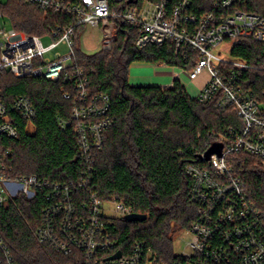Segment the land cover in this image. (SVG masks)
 I'll use <instances>...</instances> for the list:
<instances>
[{
	"label": "built area",
	"instance_id": "1",
	"mask_svg": "<svg viewBox=\"0 0 264 264\" xmlns=\"http://www.w3.org/2000/svg\"><path fill=\"white\" fill-rule=\"evenodd\" d=\"M71 19L57 24L47 35L53 44L44 47L42 38L0 24V208L17 201L44 202L34 235L38 243L70 258L69 264H264V220L262 211L250 200L242 178L235 175L228 157L244 153L255 157L264 167V88L262 99L253 88L251 71L264 74V64L254 66L232 55L236 41L249 39L263 45L264 0H215L209 11L198 15L195 0H145L113 11L109 0H16ZM0 18L4 15L0 12ZM116 19H122L137 31L135 46L175 45V55L184 62L194 61L184 69L190 82L205 79L198 87L200 104L215 103L226 112L235 111L239 126L212 135L197 152L198 162L187 164L191 180L189 199L196 206V218L187 231L192 240L182 253L174 250L175 259L166 260L143 241H136L128 251L113 237L109 225L134 213L118 196L102 201L87 193L93 180V152L100 150L106 133L112 128L110 98L99 95L90 99L88 78L77 67L75 39L78 29L103 31L101 50L108 51L117 36ZM231 44L235 61L228 62L214 54L221 45ZM59 45L69 54L57 53L54 59L45 54ZM163 67L167 65L162 64ZM18 79L42 78L71 83L77 92L71 127L78 139L81 158L88 165L75 180L50 182L36 175L15 177L9 166L12 152L8 140L19 135L18 123L33 126L36 110L27 96L7 103L2 95L4 74ZM262 87H264L262 85ZM66 99L71 95L65 94ZM222 145V156L206 154L213 145ZM106 203H113L117 218L107 217ZM117 253L119 258L112 259ZM0 264H16L12 252L0 234Z\"/></svg>",
	"mask_w": 264,
	"mask_h": 264
},
{
	"label": "trees",
	"instance_id": "2",
	"mask_svg": "<svg viewBox=\"0 0 264 264\" xmlns=\"http://www.w3.org/2000/svg\"><path fill=\"white\" fill-rule=\"evenodd\" d=\"M75 2L76 0H67ZM145 0H135L141 4ZM200 15L209 11L215 0H195ZM113 11L128 7L127 2L109 0ZM12 28L28 35L45 37L57 24L71 19L54 13L45 16L36 7L16 0L0 6ZM117 36L111 50L88 55L80 50L78 29L75 39L76 64L89 82V98L107 95L112 128L106 133L100 150L93 152V180L87 193H95L102 201L118 196L131 206L135 214L146 215L144 222L113 220L109 225L113 237L128 251L136 241H143L160 257L175 259L174 239L187 232L196 218L197 208L191 204V180L185 173L187 164L198 162L197 152L205 147L213 134L239 126L235 111H220L215 103L200 104L191 98L179 79L172 88L132 86L130 68L135 63L165 64L191 69L194 61L184 62L175 55V45L135 46L137 31L122 19H116ZM232 55L251 65L264 64L263 45L249 39L235 42ZM253 88L262 99L264 74L249 72ZM2 95L7 103L19 96L30 98L36 110L34 132L27 122L18 123L19 135L8 140L13 153L9 166L15 177L36 175L50 182L75 180L87 168L81 158L78 139L71 127L74 98L71 83L52 82L42 78L18 79L4 74ZM264 90V89H263ZM65 94L71 95L66 99ZM235 175L242 178L250 200L262 211L264 220V167L253 156L238 153L228 157ZM44 202L19 200L0 208V234L8 244L16 264H69L70 258L42 246L34 231Z\"/></svg>",
	"mask_w": 264,
	"mask_h": 264
},
{
	"label": "rangeland",
	"instance_id": "3",
	"mask_svg": "<svg viewBox=\"0 0 264 264\" xmlns=\"http://www.w3.org/2000/svg\"><path fill=\"white\" fill-rule=\"evenodd\" d=\"M7 3H9V0H0V6L6 5ZM3 21L7 23V27L11 28L9 19L6 16H4V18H0V24H2ZM102 40H103V31L101 29L92 28L88 26L84 27L82 30V34L80 36V50L88 55L98 53L102 47ZM41 41L45 48L49 47L54 43L51 37L49 36L43 37ZM231 48H232L231 44L221 45L218 49L214 50V54L217 57L222 58L228 62H233L235 61V58L232 57L230 53ZM57 53H60L62 55H67L69 54V50L66 46L59 45L53 50L47 52L45 54V58L52 60L54 59ZM154 65L156 64H151L152 73L155 70V74L159 78V85L162 86L168 85L170 82H172L173 78L179 77L180 81L184 85L188 95L191 98L196 97L198 92V87L202 84L203 80L205 79V76H203L197 82H190V80L188 79V75L185 73V70L183 68H180L178 66L163 67L162 64H159L161 65L160 67L162 68L156 70ZM28 131L29 133L34 132V128L32 125L29 126ZM105 208L109 210V213H107V217H109L110 219L117 218L116 215L113 213V209H114L113 203H106ZM191 240H192V235L189 232H180V233L178 232L175 235V239H174V244H173L174 250L177 253H182L183 251L186 250L187 244L190 243Z\"/></svg>",
	"mask_w": 264,
	"mask_h": 264
},
{
	"label": "crops",
	"instance_id": "4",
	"mask_svg": "<svg viewBox=\"0 0 264 264\" xmlns=\"http://www.w3.org/2000/svg\"><path fill=\"white\" fill-rule=\"evenodd\" d=\"M161 65H154L155 69H160ZM151 64H143V63H135L131 66L129 72V83L132 86H159L165 89H170L173 86L175 79H179V77L173 78L172 82L168 85L162 86L159 85V78L155 74V70L152 73ZM180 80V79H179Z\"/></svg>",
	"mask_w": 264,
	"mask_h": 264
},
{
	"label": "water",
	"instance_id": "5",
	"mask_svg": "<svg viewBox=\"0 0 264 264\" xmlns=\"http://www.w3.org/2000/svg\"><path fill=\"white\" fill-rule=\"evenodd\" d=\"M129 4L132 3V0H129L128 2ZM222 149H223V146L222 145H213L209 151L207 152L206 154V157H207V160L210 159V157L214 154H217L218 156H222ZM126 220L128 222H144L147 220V216L146 215H141V214H132L130 216H127L126 217ZM121 256V253H117L112 259H115V258H119Z\"/></svg>",
	"mask_w": 264,
	"mask_h": 264
}]
</instances>
